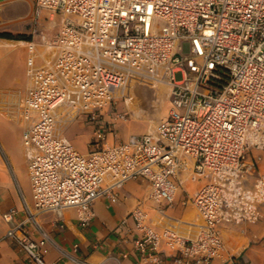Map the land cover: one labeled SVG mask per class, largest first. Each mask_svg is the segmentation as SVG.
<instances>
[{
	"label": "built area",
	"instance_id": "1",
	"mask_svg": "<svg viewBox=\"0 0 264 264\" xmlns=\"http://www.w3.org/2000/svg\"><path fill=\"white\" fill-rule=\"evenodd\" d=\"M55 15L62 24L49 32L43 21ZM32 24L20 107L34 208H74L86 227L97 198L116 202L120 184L145 178V201L166 204L154 213L142 202L121 221L118 229L130 232L132 218L136 232L121 255L139 264L225 260L221 223L256 222L264 204V172L251 154L264 150V0H33ZM134 82L166 84L167 113L148 131L110 143L117 132L105 117ZM80 116L95 126L88 152L63 135ZM186 179L197 184L189 197L195 221L168 210ZM3 238L47 264V233L33 239L25 219Z\"/></svg>",
	"mask_w": 264,
	"mask_h": 264
},
{
	"label": "crops",
	"instance_id": "2",
	"mask_svg": "<svg viewBox=\"0 0 264 264\" xmlns=\"http://www.w3.org/2000/svg\"><path fill=\"white\" fill-rule=\"evenodd\" d=\"M24 1L31 8L20 17L19 0H0V30L32 32L33 0ZM27 43V39L0 36V264H38L30 260L28 254L14 241L3 238L11 223L24 219L33 239L40 238L41 230L47 233L48 241L42 249L47 264H139L133 256L125 258L121 255L122 250L132 248V240L136 235L133 219L129 218L128 222L132 228L130 232L126 228L118 229V225L142 202L153 208L154 213V208L166 204L165 201H145L149 193L147 179H129L120 184L116 202H110L105 196L97 198L94 203L95 217L86 227L79 224L74 208H67L62 214L55 211L39 212L34 208L27 154L22 141L25 125L20 107L22 97L19 99V93L30 84L27 73L30 51ZM42 62L43 57H38L37 63ZM77 119L86 121L84 116ZM63 135L67 137L64 131ZM68 139L76 146L74 140ZM119 141L109 137L110 143ZM88 143L76 147L81 152H88ZM251 154L257 158L259 168L264 172V150L252 149ZM196 186L195 182L184 181L175 205L168 208L170 213L186 221L197 219L196 208L189 199ZM14 206L19 212L13 221L5 220L3 213ZM28 209L34 213V218L29 217ZM261 210L262 216L256 222L221 223L220 230L228 257L225 260L216 258L213 264H233V258L246 264H264V204ZM182 227L184 230L188 228L185 224ZM127 236L129 240L124 241Z\"/></svg>",
	"mask_w": 264,
	"mask_h": 264
},
{
	"label": "rangeland",
	"instance_id": "3",
	"mask_svg": "<svg viewBox=\"0 0 264 264\" xmlns=\"http://www.w3.org/2000/svg\"><path fill=\"white\" fill-rule=\"evenodd\" d=\"M31 5L24 0H19V16L26 15ZM47 11L46 9L44 10ZM47 13V12H46ZM49 32L56 31L62 24V16L55 15L53 20L43 21ZM156 23L162 24L157 19ZM26 33V32H25ZM180 72H176V77H181ZM26 90L19 93V99L24 95ZM168 93L169 87L166 84L152 86L141 82H134L129 90L128 99L119 97L116 106L112 107L110 113L106 115L105 120H110L111 128L117 134L115 139L126 140L131 134H141L154 127L167 113L168 110ZM118 112H125L127 120L115 119ZM95 126L85 120L77 119L63 128L65 135L74 140L77 147L85 146L94 137L93 131ZM89 139L87 140V137Z\"/></svg>",
	"mask_w": 264,
	"mask_h": 264
},
{
	"label": "trees",
	"instance_id": "4",
	"mask_svg": "<svg viewBox=\"0 0 264 264\" xmlns=\"http://www.w3.org/2000/svg\"><path fill=\"white\" fill-rule=\"evenodd\" d=\"M32 34L25 33V32H19V33H13L10 31H2L0 30V36L1 37H8V38H19V39H29Z\"/></svg>",
	"mask_w": 264,
	"mask_h": 264
}]
</instances>
